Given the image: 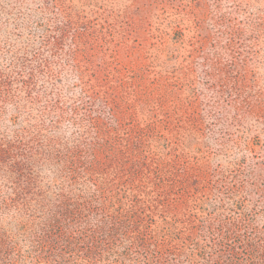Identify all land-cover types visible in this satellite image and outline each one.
Segmentation results:
<instances>
[{
  "label": "rangeland",
  "instance_id": "rangeland-1",
  "mask_svg": "<svg viewBox=\"0 0 264 264\" xmlns=\"http://www.w3.org/2000/svg\"><path fill=\"white\" fill-rule=\"evenodd\" d=\"M0 264H264V0H0Z\"/></svg>",
  "mask_w": 264,
  "mask_h": 264
}]
</instances>
